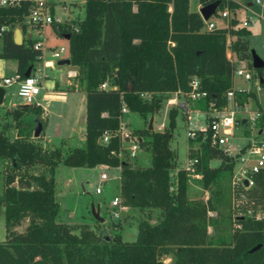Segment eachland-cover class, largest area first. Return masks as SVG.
<instances>
[{
    "label": "trees",
    "instance_id": "obj_1",
    "mask_svg": "<svg viewBox=\"0 0 264 264\" xmlns=\"http://www.w3.org/2000/svg\"><path fill=\"white\" fill-rule=\"evenodd\" d=\"M198 1L239 7L236 0ZM29 3L0 4V57L15 58L16 72L21 76L32 69L40 53L30 37L21 43L14 41L15 26L25 29L23 17ZM83 4V17L73 21L77 30L66 24L53 28L59 35H68L70 63L78 72L77 88L85 92L84 144L71 146L61 139L60 144L50 146L41 132L34 136L37 121L43 124L37 104H17L7 110L15 124L10 119L0 121V157L8 160L5 173L9 174L5 176V237L0 240V264H262L264 167L254 174V187L248 191L260 201L261 216L230 215L235 227L229 236L212 240L207 226L214 218L207 212L215 208L213 201L231 175L233 160L208 139L201 140L196 149L189 148V157H197L194 170L201 175L197 180L210 190L205 200L190 199L193 177L187 168H176L175 151L170 146L177 107L169 108L165 129H149L146 122V126L132 130L140 137V145L149 149V164L131 165L120 157L121 141L116 134L107 142L101 141L104 131L119 127L123 103L147 119L165 95L178 88L187 90L193 75L200 78L201 88L207 92L198 105L204 107L209 100L225 103V92L232 86L233 58L252 59L249 29H206L199 12L190 9L189 0H84ZM238 22L236 17L229 20L231 25ZM228 34L234 36L229 44ZM256 69L264 89V66ZM104 81L108 87H101ZM145 91L151 92L150 97L141 95ZM251 95L264 126V102H259L256 93ZM188 141L193 139L188 137ZM214 157L220 161L210 165ZM60 163L119 166L117 193L122 202L147 211L137 223L134 239H123L120 233L107 236L83 224L74 231L72 224L59 219L55 175ZM35 167H46L48 177L34 173ZM15 175L30 178L28 187L11 185ZM153 208L159 213L150 221ZM24 218L28 219L26 226L16 229ZM165 256L170 257L168 262Z\"/></svg>",
    "mask_w": 264,
    "mask_h": 264
},
{
    "label": "rangeland",
    "instance_id": "obj_2",
    "mask_svg": "<svg viewBox=\"0 0 264 264\" xmlns=\"http://www.w3.org/2000/svg\"><path fill=\"white\" fill-rule=\"evenodd\" d=\"M84 0H75L71 3V13H77L75 17H72V22L77 21L84 15ZM251 1L252 4L248 5L247 2ZM239 3V17L242 20L251 18L253 23H250L247 28L249 33L247 35L249 40V50L256 54L260 59L264 61V0L256 2V0H237ZM191 8H196V0H190ZM81 9V11L79 10ZM61 12L60 9H58ZM74 23V22H73ZM18 26V25H17ZM15 26V28L17 27ZM44 42H45V55L49 57L51 50L54 47L64 45L66 51L64 55L68 54V39L65 35H59L51 25L44 27ZM230 40L234 37L228 34ZM227 55L232 57L231 51L227 50ZM57 60V58H54ZM41 61V60H39ZM16 63L15 58H7V74H14L12 68ZM75 68H77L75 66ZM252 78L247 80L243 76L234 75L232 82L235 87L251 88L257 94L260 102H264V89L259 84L260 75L257 73V69L252 67ZM47 71V69H46ZM74 81L76 77H73ZM16 86L14 84L6 87L5 104L10 101H19V97L16 94ZM172 93H170L171 95ZM72 107L66 108V117L61 120L62 123V135L66 137L67 145H83L84 144V129H85V96L79 90L73 93ZM190 102V101H189ZM197 107V101L190 102V105ZM14 106L4 107L0 110V121L4 119H10L11 123L15 124V121L11 119V115L7 110L12 109ZM170 106V105H169ZM165 101L161 102L160 107L154 113L148 116L147 119L143 118L138 112L127 111L122 115V121L131 130L135 128H141L148 126L149 118L153 116L154 130H163L168 125V110L171 107H177L175 105L169 107ZM55 110H60L61 106L54 105ZM73 108V109H72ZM186 114L181 107H177V111L174 118V126L172 128V138L170 139V146L175 151V165L176 168L183 167L189 158V148L195 149L198 147L200 141L193 140L188 141L187 136V124L185 120ZM76 118V121H74ZM59 120L57 114H52L50 122L47 125L46 134L49 141L44 140L48 145L54 146L60 144L61 136L56 133V122ZM1 123V122H0ZM79 126V129L76 128ZM13 132H16V127L13 126ZM43 139V136H42ZM243 142L242 138L233 137L230 139L229 144L240 145ZM123 159L129 161L131 165H143L149 164L151 161V153L145 146H141L137 151L134 158L128 156L127 150H123L121 156ZM220 161V158L214 157L209 160L210 165H216ZM8 166V160L0 157V240L5 237V197H4V178L6 176V170ZM105 171L108 174V180L105 182L102 193H96L95 187L100 182L99 175ZM119 166L104 167L102 164L87 167V166H69L65 164H59L56 170V197L60 203L59 219L66 221L74 226V231L79 230V225H87L92 227L98 232H102L104 235L111 236L113 233H120L121 237L126 240H132L137 233L138 221L147 216L146 210H140L136 207L127 206L125 210L121 212L119 218H114L110 213V201L113 195L118 192L119 185ZM200 177H193L189 189L188 197L194 200H205L210 195V190L202 187L201 183L197 180ZM21 186L26 187V182L31 180L27 176H20ZM17 181V180H16ZM17 182L13 186H16ZM28 187V186H27ZM37 187V186H36ZM100 203L99 215L103 217L102 221H98L94 218L91 212V204ZM215 208L207 212L208 215L213 217V221L207 226V232L212 240H216L219 237H228L231 229L235 227L232 224L230 215L238 213H255L257 217L261 216L260 201L257 198H252L248 195V192L244 191L243 195L239 193H233L231 191V175L225 179L221 185V194L217 200L213 201ZM158 209L153 208L150 210V221H155L158 216ZM28 219L24 218L20 224L15 228L22 230ZM165 261H169L170 257L165 256ZM264 264V262L262 263Z\"/></svg>",
    "mask_w": 264,
    "mask_h": 264
},
{
    "label": "built area",
    "instance_id": "obj_3",
    "mask_svg": "<svg viewBox=\"0 0 264 264\" xmlns=\"http://www.w3.org/2000/svg\"><path fill=\"white\" fill-rule=\"evenodd\" d=\"M23 0H0V4L4 6L19 5ZM75 0H29L27 13L23 17V23L27 25L30 32V38L33 39V47L38 48L40 53L37 59L44 57L45 42H44V27L46 25L66 24L72 29L77 30L78 25L72 22L71 8ZM260 0H256L259 2ZM202 6L199 3L198 12L205 22L204 28L213 29L216 27L235 28L236 26L247 27L253 23L251 18L244 19L236 25L229 24V20L236 17V9L231 8L226 3L222 6L217 4L214 12L204 19L199 11ZM61 10V12L58 11ZM223 20L222 23L218 22ZM4 26L1 27L3 29ZM28 38V37H27ZM230 43V38L227 37V44ZM264 47V43H263ZM64 45L54 47L51 51V57L60 59L66 51ZM227 50H230L227 48ZM69 51V49H68ZM254 67L252 59L249 61L245 58H236L234 60V75L243 76L249 80L253 74L251 68ZM77 69L71 68L67 71L69 77L77 76ZM17 83L16 94L21 103L37 104L36 96L40 91L41 74L35 69L30 70L29 75L21 76L20 73H14L10 76H0V85ZM189 88L187 90L176 89L163 97V102L169 106L181 107L186 114L185 120L187 124V136L193 140L200 141L208 139L210 144L217 147L223 154L231 156L233 167L231 172V191L240 195L248 192L254 187V174L259 172L264 167V126L259 122L260 109L255 103L251 92V88L232 86L225 92L226 102L216 104L213 100H209L206 106L193 104L199 99H203L207 92L201 88L200 78L196 75L189 79ZM260 84V78H259ZM107 81L101 83V87H108ZM141 95L150 97L151 92H141ZM190 101V102H189ZM169 106V107H170ZM121 116L119 127L112 131H104L101 137L102 142H107L111 134L119 136L121 141L119 155L123 150H127L128 156L134 158L140 148V137L132 132L122 121V115L129 111L123 103L121 108ZM233 137L242 138L243 142L240 145L229 144ZM197 148V147H196ZM195 148V149H196ZM197 157H189L186 164L192 177H201L200 173L195 171L194 165ZM108 167L107 164H102ZM99 183L95 187L96 193H102L105 182L108 180V174L103 171L99 175ZM126 205L122 202L119 193L112 196L110 201V213L114 218H119L121 212L126 209Z\"/></svg>",
    "mask_w": 264,
    "mask_h": 264
},
{
    "label": "crops",
    "instance_id": "obj_4",
    "mask_svg": "<svg viewBox=\"0 0 264 264\" xmlns=\"http://www.w3.org/2000/svg\"><path fill=\"white\" fill-rule=\"evenodd\" d=\"M237 1V0H236ZM84 3V1H83ZM83 3H80L83 7ZM199 1L196 0V8H191L190 6V0H189V7L190 9L193 10H198V6H199ZM248 5H251L252 2L248 1L247 2ZM238 9L239 7L236 9V18L239 20V23L241 22V19L239 17V13H238ZM79 10L81 11V9L79 8ZM76 12L70 13L71 18L76 16ZM219 23H222L223 20L219 21ZM53 27V25H51ZM18 28L21 29L20 26H17ZM22 31V29H21ZM30 32H32L30 29H28L27 25H25V29L24 31H22V41L24 39H26L27 37H30ZM52 51V50H51ZM44 55H45V51H44ZM69 51L68 54L64 55V53L62 54V58H69ZM60 58V59H62ZM60 59L55 60L53 57H51V53L50 56H44L42 59H40L41 61L37 60L33 66V69H35L36 71H39L41 74V88L39 93L36 96V103L37 105H39L40 111H41V117L43 119V124H42V128H41V133L43 136V140H48V135L46 134V129H47V125L50 122V117L52 114H57L59 117V120L56 122V133L58 135H62V123L61 120L64 119L66 117V108H71L72 107V96L73 93L78 91L79 89L77 88V82L76 80L74 81L73 77H69L67 74V71L71 68H75V66L71 63L69 64H61L58 61ZM236 58H233V60H235ZM7 58L4 57H0V76H10L13 74H7ZM16 69H17V62L15 63V65L13 66L12 70L14 73H16ZM47 69V71H46ZM14 84L17 88V83L16 82H11L9 84H5L3 85L5 87V93H4V97H3V101L2 103H0V110L2 108H6V107H10V106H14L17 104H24L21 103L20 101H8L5 104V98H6V87L10 86ZM81 93L84 94L85 96V92L82 90H79ZM257 95V94H256ZM258 98V96H257ZM259 100V98H258ZM260 102V100H259ZM262 103V102H260ZM58 104L59 106H61L60 110H55V108H53L54 105ZM85 104H86V98H85ZM86 107V106H85ZM73 109V108H72ZM76 121V118L75 120ZM40 122V121H37ZM153 125V123H152ZM76 128L79 129V126L76 125ZM84 138H85V129H84ZM60 139H65L66 137H64L63 135L61 136ZM33 172L36 174H40L42 175V177H48V169L46 167H35L33 169ZM9 174H6V176H8ZM19 175H15L14 176V180L10 183L11 185H14L15 182H17L16 188H20L19 185ZM5 180V178H4ZM17 180V181H16ZM4 185L6 186V182L4 181ZM5 188V187H4ZM5 190V189H3ZM5 201V200H4ZM95 206L99 207V211H100V203H95ZM5 206V205H4ZM151 220V219H150Z\"/></svg>",
    "mask_w": 264,
    "mask_h": 264
},
{
    "label": "water",
    "instance_id": "obj_5",
    "mask_svg": "<svg viewBox=\"0 0 264 264\" xmlns=\"http://www.w3.org/2000/svg\"><path fill=\"white\" fill-rule=\"evenodd\" d=\"M218 2L214 1V2H210L207 4H204L200 7L199 11L202 13L204 19H207L215 10L216 6H217ZM66 37L68 38V35H66ZM14 41L16 43H21L22 42V31L20 28L16 27L14 28ZM252 63L253 66L255 68H259L264 66V61L262 59H260L256 54L252 53ZM61 64H69L70 63V59L69 58H62L58 61ZM30 73V67L25 71V75H29ZM262 81V78H260V82ZM4 93H5V87L3 85H0V103H2L3 101V97H4ZM26 104V103H24ZM152 121H153V116H151L149 118V122H148V128L151 129L153 127L152 125ZM42 128V123L41 122H37L33 135L34 136H38L40 134ZM91 212L92 215L98 219L99 221L103 220V217L101 215H99V207L95 206L94 203L91 204ZM254 248V247H253Z\"/></svg>",
    "mask_w": 264,
    "mask_h": 264
}]
</instances>
